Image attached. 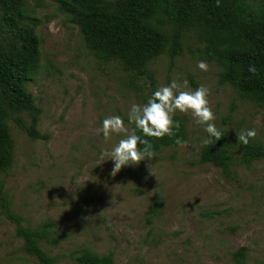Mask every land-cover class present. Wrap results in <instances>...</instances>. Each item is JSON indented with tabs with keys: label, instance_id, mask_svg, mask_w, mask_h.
I'll return each mask as SVG.
<instances>
[{
	"label": "rangeland",
	"instance_id": "1",
	"mask_svg": "<svg viewBox=\"0 0 264 264\" xmlns=\"http://www.w3.org/2000/svg\"><path fill=\"white\" fill-rule=\"evenodd\" d=\"M5 12L0 2V37L8 50L14 38ZM17 12L39 38V69L24 87L41 109L38 130L47 139H32L13 120L31 123L29 112L11 111L13 164L0 171V264H40L4 212V192L27 225L49 231L40 243L55 264H78L85 251L111 253L114 264H236L241 247L247 249L244 264H264V156L245 163L246 146L237 143V133L255 127L249 143L264 147V105L220 82L223 67L204 58L200 35L185 32L179 54L172 58L167 50L137 76L90 49L65 0H22ZM201 60L206 72L196 67ZM173 80L209 88L213 122L231 137L232 176L199 162L207 134L179 112L174 117L187 127L188 146L164 147L153 160L117 173L101 158L123 136L106 143L102 120L119 115L131 130V105Z\"/></svg>",
	"mask_w": 264,
	"mask_h": 264
},
{
	"label": "trees",
	"instance_id": "2",
	"mask_svg": "<svg viewBox=\"0 0 264 264\" xmlns=\"http://www.w3.org/2000/svg\"><path fill=\"white\" fill-rule=\"evenodd\" d=\"M21 1L0 0L6 7L4 22L14 38L6 50L0 37V171H7L13 164L8 124L11 111L29 112L33 116L31 123L21 116L13 120L32 139H47L38 130L41 109L24 87L39 69L40 54L34 30L19 22L17 5ZM65 6L100 59L118 60L124 70L137 76L144 75L149 62L167 50L174 58L182 51L185 32L195 31L205 42L204 58L223 67L220 82L233 85L243 97L264 105V0L256 5L248 0H219V4L217 0H65ZM169 26L171 31L165 29ZM249 67H255L256 72H249ZM174 120L180 123L176 136L186 140L185 123L176 117ZM221 131L218 141L203 147L199 162L211 163L232 176L231 137L226 130ZM175 138L147 139L157 155L164 147L177 146ZM263 156L262 145L248 143L243 162L251 163ZM4 193V212L15 223L26 251L40 264H55L56 258L40 243L42 239L49 240V231L27 225L12 210ZM246 251V247H241L235 252L236 264H244ZM77 263L114 264V259L111 253L100 256L85 251L77 257Z\"/></svg>",
	"mask_w": 264,
	"mask_h": 264
},
{
	"label": "clouds",
	"instance_id": "3",
	"mask_svg": "<svg viewBox=\"0 0 264 264\" xmlns=\"http://www.w3.org/2000/svg\"><path fill=\"white\" fill-rule=\"evenodd\" d=\"M196 67L204 72L208 70V64L202 60L197 62ZM248 71L255 73L256 69L249 67ZM209 94V88L203 84L192 89L188 87L187 80H173L153 91L145 103L131 105L127 112V123L134 125L131 130L119 115L104 118L100 131L106 143L111 141L113 135L123 136L109 149L102 150L101 158L108 157L107 160H111L114 165L112 173H117L122 167L138 165L146 159L153 160L156 153L147 138L176 137L174 142L177 146H188L189 141L176 136V131L180 128L179 121L174 120L177 112L190 115L196 125L203 127L207 134V138L202 141L204 145L212 144L213 140L218 141L222 137V131L213 122L215 114L210 107ZM256 136L255 127L242 130L237 133V143L246 146ZM150 174L155 175L152 168Z\"/></svg>",
	"mask_w": 264,
	"mask_h": 264
}]
</instances>
